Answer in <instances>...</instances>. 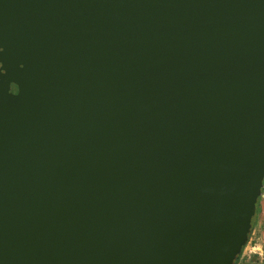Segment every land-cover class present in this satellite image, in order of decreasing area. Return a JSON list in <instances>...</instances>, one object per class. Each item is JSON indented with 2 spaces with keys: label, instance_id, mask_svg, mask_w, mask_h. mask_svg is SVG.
I'll use <instances>...</instances> for the list:
<instances>
[{
  "label": "water",
  "instance_id": "95a60500",
  "mask_svg": "<svg viewBox=\"0 0 264 264\" xmlns=\"http://www.w3.org/2000/svg\"><path fill=\"white\" fill-rule=\"evenodd\" d=\"M264 178V0H0V264H233Z\"/></svg>",
  "mask_w": 264,
  "mask_h": 264
},
{
  "label": "rangeland",
  "instance_id": "374dc122",
  "mask_svg": "<svg viewBox=\"0 0 264 264\" xmlns=\"http://www.w3.org/2000/svg\"><path fill=\"white\" fill-rule=\"evenodd\" d=\"M256 204L247 241L233 264H264V179Z\"/></svg>",
  "mask_w": 264,
  "mask_h": 264
},
{
  "label": "crops",
  "instance_id": "0c3cea01",
  "mask_svg": "<svg viewBox=\"0 0 264 264\" xmlns=\"http://www.w3.org/2000/svg\"><path fill=\"white\" fill-rule=\"evenodd\" d=\"M255 211H258V205L256 204V210Z\"/></svg>",
  "mask_w": 264,
  "mask_h": 264
},
{
  "label": "trees",
  "instance_id": "16d2710c",
  "mask_svg": "<svg viewBox=\"0 0 264 264\" xmlns=\"http://www.w3.org/2000/svg\"><path fill=\"white\" fill-rule=\"evenodd\" d=\"M264 179V178H263ZM256 203H257V201H256ZM255 210H256V205H255ZM251 225H252V220H251Z\"/></svg>",
  "mask_w": 264,
  "mask_h": 264
}]
</instances>
